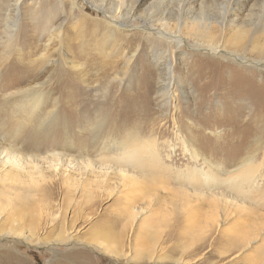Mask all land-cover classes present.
<instances>
[{
	"label": "rangeland",
	"instance_id": "rangeland-1",
	"mask_svg": "<svg viewBox=\"0 0 264 264\" xmlns=\"http://www.w3.org/2000/svg\"><path fill=\"white\" fill-rule=\"evenodd\" d=\"M236 1L199 0L195 9L204 2L209 16L214 17L232 6L246 34L235 48L229 41L233 30L227 31V49L231 53L237 49L238 56L260 65L242 62L227 51L195 50L188 34L182 44H165L159 41L162 35L144 29L152 21L154 25L171 12L175 14L182 0H20L16 9L25 32L22 42L11 49L0 44V58L6 60L12 52L13 60L6 64L0 59V264H63L72 252H79L87 264H150L117 258L100 245L114 244L123 232L124 249L134 253L145 244H135L137 231L142 221L152 216L142 231H150L152 236L158 233V241L151 237L148 242L157 241L160 250L175 215L190 211L194 215L189 230L195 241L186 244L194 249L203 246L196 255L200 261L208 256L209 264H264V0ZM15 2L0 0V24L13 16ZM162 10V15L157 14ZM118 11L130 26L116 30L109 25L114 23L111 12ZM51 20L63 30L61 38H52V45L46 47L50 34L42 29ZM217 29H212L213 36L220 35ZM135 38L142 39L143 48L123 74L126 58L122 54L136 50L139 41ZM130 40L133 45H126ZM122 45L127 49L122 51ZM35 47L51 55L47 53L49 62L33 68L27 55ZM200 58L207 62V69H220L211 82L215 88L209 91H204L209 77L193 82ZM165 59L179 68L172 80L169 104L162 101L159 79L165 73ZM73 61L81 62L82 72L76 71L75 80L64 82ZM111 61L114 66L105 79L102 68ZM29 76L45 82L44 112L53 111L43 127L38 124L42 118L31 116L28 108L23 110L18 91L29 82L15 84ZM237 85H243L248 93H252L249 87H254L262 101H226L230 88ZM189 126L196 127L194 134L186 131ZM138 131L142 137L157 138L163 165L174 170L172 175L178 171V177L150 179L138 185L125 180L129 172H141L123 163L122 154L104 151V145L106 140L111 144ZM180 134L195 139L200 160L185 150ZM254 153L255 168L232 179L202 159L208 155L231 171L244 156ZM31 155L39 158L37 166L44 175L35 170L34 181L25 177L12 180L15 172L22 174L23 162ZM189 169L198 170L195 178L188 177ZM27 190L31 196L21 200ZM119 212L126 215L124 220H115ZM34 229L35 236L30 238ZM83 260L69 264H83Z\"/></svg>",
	"mask_w": 264,
	"mask_h": 264
},
{
	"label": "bare ground",
	"instance_id": "bare-ground-1",
	"mask_svg": "<svg viewBox=\"0 0 264 264\" xmlns=\"http://www.w3.org/2000/svg\"><path fill=\"white\" fill-rule=\"evenodd\" d=\"M197 1H199V0H182V2L179 4L178 10L177 11L173 10L176 12L175 14L171 12L169 17L165 16V17L160 18L157 22V24H160L159 26H157L156 23L153 25V23L155 21H152L153 23L151 22L150 26L145 25L144 29L146 31H148V30L155 31L157 34L162 35V38H160L159 41L160 42L163 41V42H165V44L166 43L170 44L172 42H174L177 45L182 44L185 42L186 36L188 34L189 35L188 38H190V40H194V42H195L194 44H192L194 46L192 48L195 50L203 49V50H206V51L212 52V53H218L220 51H227V52H229L228 53L229 55L235 56L236 58H238L242 62L260 65L259 62H252V61L247 60L246 59L247 57L238 56L237 55V51H238L237 49H235V51H232L233 53H231L227 49V45L225 44L226 42H228V39L225 38L226 34H229L227 31L233 30V34L231 35V39H229V41L232 42V44L235 48H239L238 44L242 43V41H243L242 38L246 34V32L242 31L243 26L240 27V25H239V18H238V14L236 13L235 9H233L232 6H230V7H227L226 11L222 15L211 17L212 15L209 13V10L204 8L205 7L204 2H202V4H200L201 6H200L199 10L195 9V6H196L195 4ZM235 1L236 0H232V2H235ZM19 3H20V0H16L15 8L13 9V11H14L13 16L6 17L4 19V21L0 24V27L2 28V30L0 32L1 33L0 44H4L3 46H5L6 48H9V49H11L15 45H17V42H19V41L22 42V38L24 37V33H25L22 31V28L19 24V22H20L19 21V19H20L19 18V10L16 9V7H18ZM236 3L239 4V1L237 0ZM164 10H162L160 12L158 11L157 14L162 15L165 12ZM128 13H131V12L128 11ZM209 14L211 16H209ZM174 15L176 16V22L173 23L172 22L173 21L172 16H174ZM122 17H123V15L121 14V11H118L115 13L111 12L110 19L112 20V22H114L113 23L114 26H113V24H111V22H109V25L111 27H114L113 29L116 28V30H118V27H121V26L122 27L130 26L129 24H127L125 21L122 20L123 19ZM263 17H264V14H263ZM49 22H50V23H48L49 25L45 26L42 29V31L46 32L47 35L50 34L49 37L47 36L49 38L48 41L45 42V43H47L46 47H49V45H52V44H50L51 43L50 40L52 38L53 39L56 37L58 39L61 38V31L63 30L62 25L57 26L56 23L54 22V20H51ZM250 25H252V23ZM216 27H218L219 32H220V35L217 37L215 35L213 36V34H212V29L216 28ZM184 30H187L186 31L187 33H185ZM20 33H21V36H20ZM263 34H264V32H263ZM51 35H53L55 37L50 38ZM148 35H150V34H148ZM112 36H115V34H112ZM163 36H167V38L163 37ZM30 37H32V35H30L29 38ZM150 38H151V35H150ZM54 40H56V39H54ZM133 40L134 41L136 40L135 41L136 43L139 41L137 38H135ZM133 40L126 41L127 42L126 45L132 46L134 43ZM21 45H22V43H21ZM126 45H122V49H121L122 51L127 49ZM142 45H143V41L141 39V41H139V43H138V47L136 48V50L132 54H129V51L123 52L122 55L126 58V61L123 64L124 66L122 67V70L123 69L125 70V71H123V74L128 70L130 64L134 60L137 59V58L135 59L136 52L139 50L140 47H142ZM41 49L42 48H40V50ZM38 50H39V47H35L31 51L28 50L29 55H27V56H29V59H30L29 63L32 64L33 68L37 67L40 64L43 65V64L49 62L48 60L50 59L48 57L49 53L46 52V49L42 52H38ZM19 51H20V49H19ZM188 53H190V52H188ZM11 54H12V52L8 56H6L7 57L6 60L4 58H0V59L4 62L7 61L6 64H9V62L13 61L10 57V56H12ZM35 55H37V56L34 57ZM50 55L51 54H49V56ZM14 56H15V54H14ZM189 56H191V54ZM51 60L54 62V59H51ZM164 61H165V63H164L165 69L163 67H162V69H164L165 71L164 70H162V71H164L165 73L161 74V76H159V79L161 80L160 83H161V87H162V92H161L162 101H166L165 103L169 104L170 103L169 101H171L170 99H171V95H172L170 92L172 80L177 77L176 71L179 70V68L174 67L173 64H171L168 61V59H165ZM114 63H115L114 61H111V63L107 64L108 67L102 68L103 78L106 79L110 76V74H111L110 69L113 68ZM197 64H198L199 69H197V73H196L195 77L193 76L194 77L193 82L197 83L200 80H203L204 78L209 77L210 81L204 85V91H209L210 89H214L215 85L212 84L211 82L213 81L215 74L218 73V71L220 69H218L216 67H211L210 69H207V62H205L203 60V58H200L197 61ZM82 68H83V65L81 64V62L76 63L73 61L71 64V67L68 68L69 73H68V76L64 79V82L69 83L70 81L75 80L77 77V76L74 77V75L76 74L75 72L76 71L79 72V70L82 72ZM31 72L32 71H28V73H31ZM209 73H211V74L209 75ZM115 76H116V74H115ZM117 77L118 76H116V78ZM28 78H30V76ZM36 80L37 79L33 80V77H31L30 79H26V80L25 79L17 80L15 84L21 85L22 82H25V81L29 82V84L26 87H22V89L21 90L19 89V91H18V93H20L22 96V99H23L22 101L24 102L23 103L24 104L23 110L28 108L29 114L31 116H39L40 118H42L41 122H38V124L43 127V126H46V124H48L49 121L51 120V116L53 115V113H52L53 111L49 110L48 112H44L45 107H46V101H47V92L45 91V82L39 83ZM177 84H178V82H177ZM193 87H194V85H193ZM249 89L252 91V93H248V90L245 89L243 85H237L233 88H230V91L228 92L230 96H227L225 98V100L231 101V100H235L236 98H240V99L241 98H247V99H250V101H262L260 96H258V94H259L258 90H256L254 87H249ZM241 100L244 101V99H241ZM76 101H79V100L76 99ZM134 105H136V104H134ZM122 107L123 106H121V108ZM48 113H49V116H46V114H48ZM128 114H130V113H128ZM238 114L240 115L241 113L238 112ZM254 118H255L254 122H257L259 120L257 115H255ZM193 126H189L188 128H186L187 129L186 131L188 133L195 132V130H197V129H195L196 127H193ZM147 129H149V128H147ZM148 132H149V130H148ZM156 132H157V130H156ZM127 133H129V132H127ZM181 133H183V132H181ZM140 134H142V132L141 133L139 131L134 132V134H132V135H127L126 138H123L120 140H118L116 138L117 140L115 139L114 141H111L112 142L111 144H108L107 140L105 142V145L103 144L104 145V151L114 150L115 152H117V154H122V156H121L122 160L121 161L123 163H125L127 165L130 164L132 167H134L135 169H138L141 172L140 175L139 174H132L131 172H129L128 175L124 176L125 180H128V183L131 185H138L141 182H145V181H148L150 179L157 180L158 178L162 179V177H165V178H174L175 176L178 177V171H177V175H172V174H175V172H173L174 170H172L169 165H166V166L163 165L162 160H161V155H160L161 154L160 145H159V141L157 140V138L156 137H147V136L142 137ZM183 134H185V133H183ZM183 134L179 135V139H180L183 147L185 148V150L188 153H190L192 158L198 160L201 157H200V150L197 147V145L195 144L196 143L195 139L193 137L188 138L186 135L183 136ZM159 135H160V133H159ZM108 142H110V141H108ZM162 144H164V143H162ZM207 156H204L202 158L203 162L208 164L212 169H216L217 172H220L221 174L227 173V178H229V179H232L235 177L246 176V174L250 173L251 170L253 168H255V166H256V163L254 161V159L256 158L255 153L254 154H248V155L244 156L242 158V160L239 159L240 161H238L236 163L235 167L233 166L234 168L231 171H227V169L224 168L222 163H220L218 161L217 162L212 161L211 160L212 158L210 159ZM52 157H57V155L53 154ZM232 160H233V158H232ZM38 162H39V158L34 156V155H31L29 158H27L23 162L22 174H21V172L20 173L15 172L13 175L10 174L12 172H8L7 174H9L8 176L12 175V178H11L12 180L13 179L22 180L21 177H23V178L25 177L27 181L28 180L34 181L36 178L35 170H38L39 172H43L38 168V166H37ZM18 165H21V164L19 163ZM189 170L191 171L190 173L188 171L186 172L188 174V177L191 179L195 178L198 174V170H194V171H192L191 169H189ZM42 175H44V172L42 173ZM41 180H44V179L42 178ZM63 181L64 182L67 181V178H64ZM30 196H31V191L27 190L24 192V196L21 197V200H26L25 198L30 197ZM207 200H209V199H207ZM184 206H186V205L183 204V207ZM137 210L139 211V213L140 212L142 213V209L140 207H137ZM192 215H194V213L191 211L184 213V215H182V214L175 215V217L173 219L174 220L173 228H171L167 232L166 236L163 237L162 244H164V245H162L160 250H159V247L157 248V241L159 239L158 233H154V235L152 236V232H150V231L149 232H143L142 231V225L145 224L149 220H153L152 216H150L148 219H144L142 221V224L140 225L139 230L137 231L135 244H140L141 242L145 241V244L141 249H136L134 253L133 252H131V253L126 252V250L124 249L125 248V237H126V235L123 232L119 233L117 241L114 244H112L110 242H106V243L100 245V247H102V249L105 252H107L108 254H110L112 256H115L117 258H125L127 260L132 261V262L134 261V259H138L141 262L148 261V263H150V264H209L210 258L208 256L206 258H203L202 261H200V259L196 257L198 249L202 248L203 246H199L196 249L190 248V246L187 247L186 243L190 242V245H193L194 241H195V235L192 234L193 233L192 230H189V222L192 220ZM125 217H126V215L124 213L119 212L117 215H115V220H119V221L124 220ZM159 220H162V218L161 217L158 218V221ZM31 226L33 228H35V222L34 221H33ZM33 235L35 236V229H34V231H32L30 238ZM151 237L157 238V241H155L153 243L148 242L149 238H151ZM183 239H185V242H183ZM66 241H67V239H62V242H66ZM79 254H80L79 252H72L69 256H67L66 262L65 263L62 262V263L63 264L68 263L69 264L70 262H76V261L78 262L80 260H83L82 259L83 256L79 255ZM192 260H194V261H192ZM83 262H84L83 264H87L85 259L83 260ZM253 263H255V262H253ZM57 264H61V263L57 262Z\"/></svg>",
	"mask_w": 264,
	"mask_h": 264
}]
</instances>
